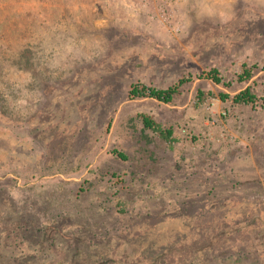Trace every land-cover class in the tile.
Wrapping results in <instances>:
<instances>
[{"label": "rangeland", "instance_id": "374dc122", "mask_svg": "<svg viewBox=\"0 0 264 264\" xmlns=\"http://www.w3.org/2000/svg\"><path fill=\"white\" fill-rule=\"evenodd\" d=\"M191 261L264 264V0H0V264Z\"/></svg>", "mask_w": 264, "mask_h": 264}, {"label": "trees", "instance_id": "16d2710c", "mask_svg": "<svg viewBox=\"0 0 264 264\" xmlns=\"http://www.w3.org/2000/svg\"><path fill=\"white\" fill-rule=\"evenodd\" d=\"M252 68L243 65L241 67V71L237 75V80L243 81L246 79H249L252 76ZM206 77H208L210 80H212L214 83H221L222 78L219 77L218 71L214 68L208 70L205 72ZM183 79H180L176 84L169 85L165 88H156L152 86H147L145 84H137L132 83L130 85V88L128 90V94L130 97H151L154 99H157L162 102H170L173 100V98L178 94L179 92V85L183 82ZM198 96L201 95V91H198ZM219 98L222 100H225L229 97H231L232 101L234 102H243V103H250L254 100L255 96L252 94L248 88H245L243 90H240L237 93H234L232 96H229L226 92H219L218 94ZM139 117L142 121V124L146 128H150L153 131H157L158 134L164 138L167 139L171 135V130L169 128H162L156 121H154L150 116L146 114H139ZM114 153H116L121 158H124L125 156L121 154L119 151L113 150ZM185 264H199L194 261L187 262Z\"/></svg>", "mask_w": 264, "mask_h": 264}]
</instances>
